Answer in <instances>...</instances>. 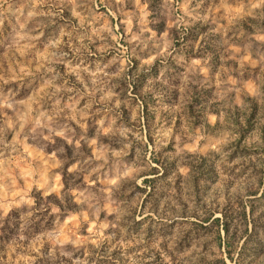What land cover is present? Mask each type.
Returning a JSON list of instances; mask_svg holds the SVG:
<instances>
[{
	"label": "rangeland",
	"instance_id": "obj_1",
	"mask_svg": "<svg viewBox=\"0 0 264 264\" xmlns=\"http://www.w3.org/2000/svg\"><path fill=\"white\" fill-rule=\"evenodd\" d=\"M0 264H264V0H0Z\"/></svg>",
	"mask_w": 264,
	"mask_h": 264
}]
</instances>
